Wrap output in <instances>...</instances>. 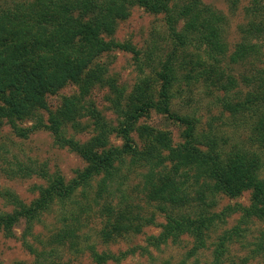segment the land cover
Masks as SVG:
<instances>
[{"label":"trees","instance_id":"obj_1","mask_svg":"<svg viewBox=\"0 0 264 264\" xmlns=\"http://www.w3.org/2000/svg\"><path fill=\"white\" fill-rule=\"evenodd\" d=\"M229 1L235 9L240 0ZM133 6L163 15L174 40L175 50L157 73L158 100L154 101L149 80L141 79L131 94L118 93L113 101L119 117L116 127L91 111L96 137L81 144L65 135L67 122L77 112L74 99H66V109L51 113L45 128L59 145L78 154L85 168L69 181L61 174L42 172L47 185L39 188L38 197L30 204L0 189V200L9 201L12 207L10 213L0 211V232L13 238L15 228L24 221L23 242L36 264H58L60 251L66 247L76 255L88 254L93 264H122L135 255L137 249L119 254L99 252L83 232L86 216L95 210L107 221L106 242L114 240L113 233L137 234L142 224L149 222L127 204L128 184L135 174H139L149 202L164 215L160 233L148 238V245L155 249L184 237L193 240L192 253L204 249L210 233L235 214L240 215L241 226L253 221L264 224V66L247 79L251 89L244 96L228 97L223 104L235 126L232 128L249 129L247 142L232 143L227 134L213 128L201 130L193 117L171 110L177 88L193 80H222L221 87L228 93L238 88L230 75L226 83L223 81L228 66L253 65L261 58L264 0L248 1L242 40L231 55L223 16L198 0H33L0 8V130L9 124L18 137L28 138L41 125L25 128L21 123L47 111L49 96L73 84L86 95L90 86L100 82L106 71L95 61L115 46L103 35L113 33ZM124 49L135 52L131 47ZM178 51L190 52L193 59L179 62L175 58ZM187 65L193 68L188 70ZM151 112L181 124L183 142L173 145L168 134L141 128V137L149 140L141 149L133 133ZM113 134L121 138L120 147L109 145ZM247 192L251 193L248 207L228 206L214 212L218 195L233 199ZM54 212L60 228L40 239L35 227ZM239 235L238 225L220 236L216 248L219 260L226 243ZM261 236L255 249L258 254H264V230ZM141 250V255H151L148 248Z\"/></svg>","mask_w":264,"mask_h":264},{"label":"rangeland","instance_id":"obj_2","mask_svg":"<svg viewBox=\"0 0 264 264\" xmlns=\"http://www.w3.org/2000/svg\"><path fill=\"white\" fill-rule=\"evenodd\" d=\"M33 0H0V8L12 7L17 3ZM189 1V0H181ZM202 5L211 7L224 18L226 30V43L231 55L237 44L242 40L241 28L246 23L244 8L249 0H240L237 8H233L229 0H198ZM107 42L115 46L112 50L102 54L95 65L103 67L106 71L102 80L90 86L88 93L82 95L77 85H68L55 95L47 98L48 110L39 111L37 117L21 123L25 128L34 125L39 126L28 138H20L9 124H5L0 130V189L9 190L26 204H30L39 195V188L47 185V179L42 175L61 174L66 180H71L76 172L85 168L83 159L66 146L59 145L52 133L45 128L49 125L50 114L61 113L66 109V99H74L76 114L71 122H67L65 135L81 144H89L96 137L95 121L91 111L100 114L108 123L116 127L119 122L113 101L118 93L126 97L131 94L135 85L141 79H148L154 101L158 100L160 82L157 73L161 70L166 56L173 52L174 40L170 35L163 15H155L147 12L139 6H133L125 19L119 20L116 29L111 34L103 35ZM255 43V40H253ZM131 47L135 52L125 50ZM175 50V49H174ZM137 51V52H136ZM190 52L178 51L175 58L179 62L193 59ZM261 58L256 64L241 63L228 66L224 83L228 81V75L238 83L236 90L228 91L222 88L220 80L199 81L193 80L189 85L183 84L177 88L175 99L172 102L173 113L182 116H191L199 123L201 130L209 131L211 128L230 137L232 143L242 144L247 142L249 129L232 127L233 122L224 109V100L228 97L244 96L251 87L247 85V79L255 75L258 69L264 66V48ZM188 70L193 68L188 66ZM259 67V68H256ZM198 67H194L197 71ZM254 73V74H253ZM253 74V75H252ZM65 104V108H64ZM148 128L151 132L166 133L171 137L173 145L183 142L184 127L178 122L151 112L149 116L142 118L133 133L136 144L144 149L149 140L141 137L140 129ZM109 145L120 147L122 140L116 134L109 138ZM264 179V169L261 172ZM128 205L145 222L137 234H112L114 240L106 242L103 234L106 233V219L95 210L84 221V235L90 238L91 243L97 245L99 252H111L119 254L137 249L135 255L129 256L122 264H264V254L255 252L262 236L264 224L253 221L246 226H241L240 215L235 214L226 220V224L212 231L204 249L192 253L194 242L191 238L184 237L178 243H169L161 249H155L148 245V238L157 236L161 231V225L165 222L162 215L147 197V191L141 182L139 174H135L129 182ZM217 208L220 213L228 206L251 204V193L247 192L237 198H229L218 195ZM0 211L10 213L12 207L9 201L0 200ZM191 212V210H190ZM198 212V210H196ZM56 213L45 215L41 223L35 227V235L40 239H46L56 232L60 225L57 223ZM240 235L233 237L226 243L224 255L217 258L216 248L220 236L225 231H231L238 227ZM25 222L21 221L15 228L13 238L6 237L0 232V262L2 264H36L32 255L23 242ZM29 242L35 243L34 239ZM148 248L151 255H141L142 248ZM58 264H93L88 254L76 255L66 247L60 251ZM113 264V263H109Z\"/></svg>","mask_w":264,"mask_h":264}]
</instances>
